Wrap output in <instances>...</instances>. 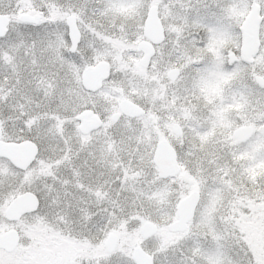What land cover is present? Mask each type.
I'll use <instances>...</instances> for the list:
<instances>
[{"label": "snow or ice", "instance_id": "obj_1", "mask_svg": "<svg viewBox=\"0 0 264 264\" xmlns=\"http://www.w3.org/2000/svg\"><path fill=\"white\" fill-rule=\"evenodd\" d=\"M0 264H264V0H0Z\"/></svg>", "mask_w": 264, "mask_h": 264}]
</instances>
